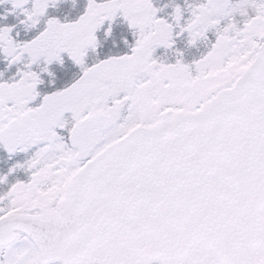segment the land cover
I'll return each mask as SVG.
<instances>
[{"label":"snow or ice","instance_id":"snow-or-ice-1","mask_svg":"<svg viewBox=\"0 0 264 264\" xmlns=\"http://www.w3.org/2000/svg\"><path fill=\"white\" fill-rule=\"evenodd\" d=\"M0 264H264V0H0Z\"/></svg>","mask_w":264,"mask_h":264},{"label":"trees","instance_id":"trees-1","mask_svg":"<svg viewBox=\"0 0 264 264\" xmlns=\"http://www.w3.org/2000/svg\"><path fill=\"white\" fill-rule=\"evenodd\" d=\"M5 7H8L7 5L5 6H0V10L4 9Z\"/></svg>","mask_w":264,"mask_h":264}]
</instances>
